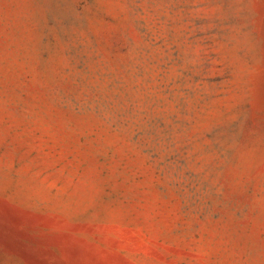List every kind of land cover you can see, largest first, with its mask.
Wrapping results in <instances>:
<instances>
[{
    "label": "rangeland",
    "instance_id": "374dc122",
    "mask_svg": "<svg viewBox=\"0 0 264 264\" xmlns=\"http://www.w3.org/2000/svg\"><path fill=\"white\" fill-rule=\"evenodd\" d=\"M0 264H264V0H0Z\"/></svg>",
    "mask_w": 264,
    "mask_h": 264
}]
</instances>
